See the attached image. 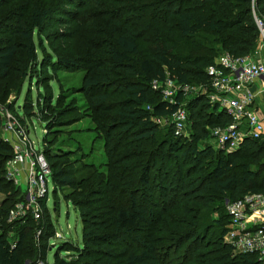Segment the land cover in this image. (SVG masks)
<instances>
[{
	"label": "trees",
	"instance_id": "trees-1",
	"mask_svg": "<svg viewBox=\"0 0 264 264\" xmlns=\"http://www.w3.org/2000/svg\"><path fill=\"white\" fill-rule=\"evenodd\" d=\"M9 2L15 0H0V102L18 92L30 69L34 76L52 65L37 62L33 41L35 35L39 44L52 9L20 0L3 10ZM81 5L83 0H67L62 6ZM253 14L264 19V0H126L102 11L108 30L84 59L81 89L96 114L112 113L96 125L104 172H93L88 187L76 193L83 179H76L50 146L42 148L53 191L72 189L74 198L64 197L81 220V245L58 242L53 264H258L253 254H233L222 241L227 215L221 203L223 197L264 192V136L245 138L233 150L213 149L205 142L209 128L225 125L229 117L198 95L186 104L187 136L175 137L171 125L159 127L151 117L168 118L177 105L150 88L151 79L165 72L179 83H204L213 56L253 53L259 41ZM56 59L66 70L78 62ZM109 92L122 97L109 101ZM29 110L23 102L21 113ZM54 123L53 117L44 125L42 145ZM11 154L0 134V264H37L44 262L52 226L39 219L35 235L29 215L8 222L19 199L4 175ZM92 185L97 189L89 191ZM91 192L105 196L99 208L90 207ZM211 212L216 217L206 221ZM60 250L70 260L58 256Z\"/></svg>",
	"mask_w": 264,
	"mask_h": 264
},
{
	"label": "rangeland",
	"instance_id": "rangeland-1",
	"mask_svg": "<svg viewBox=\"0 0 264 264\" xmlns=\"http://www.w3.org/2000/svg\"><path fill=\"white\" fill-rule=\"evenodd\" d=\"M64 1L67 0H36L37 5L52 9V14L41 26L42 32L39 44L37 38L33 35L37 62L41 60L47 62V64L50 62L52 69L51 67L48 68L45 74L39 72L37 74L36 72L34 76H31L33 71L30 69L28 72L29 77H25L21 82L18 92H10L4 102H0V110L6 108L10 111L8 107V104H10L11 111L19 109L18 112L21 113L22 103L28 102L30 104L29 112L27 114L21 113L25 122L18 119L19 123L21 125L26 123L27 138L39 147L41 152L45 145L50 146L49 149L60 157L59 162H65L66 169L68 171L71 169L72 175L76 179H83L82 186L76 188L75 192L77 193L79 190L84 191L88 187L93 172H104L106 158L103 151V139L101 135L99 136L96 125L98 119L104 118V114L112 116V113L104 111L96 114L89 107V102L81 89L85 68L84 59L89 56L90 47L98 48L100 39L104 37V33L108 30L106 19L101 15L102 11L116 7L126 0H83V5L68 9L63 8L65 7L62 6ZM19 2L20 0H15L13 3L9 2L6 6H3V10L10 9ZM57 4L59 5L57 10L59 14H54V8ZM199 42L204 43L203 40H199ZM263 53L264 49H260L257 43L255 51L249 54V57L253 61H258L264 58ZM92 54L98 56L99 53L93 52ZM64 56H68L69 59L74 61H78L76 58L81 57L79 60L82 59L83 62L78 61L75 67L66 70L56 62L57 57L62 58ZM109 95L111 97L109 101L122 97V95L113 92H109ZM189 95L190 92H187L181 102L187 104L190 98ZM37 107L41 108L42 111L39 112ZM53 117L55 123L48 130L45 143L42 145L41 139L45 134L44 125ZM158 125L162 128L167 126L166 123H159ZM0 134L3 136L2 131H0ZM43 158L47 164L44 154ZM4 175L6 176L5 162ZM12 185L15 186L14 183ZM14 188L18 189L19 196H16V198L19 197V199L17 198L11 207L12 210L15 205L19 206L18 203L23 193L22 186H15ZM47 188V192L43 197H35L32 206L38 207L41 217L39 219L50 221L52 226L50 230L48 229L50 232L44 263L53 264V253L56 251L58 242L68 240L78 247L80 246L81 220L70 200L64 197L66 195L71 199L74 198V195H71L72 189L70 187H63L55 192L50 176H48ZM95 189L97 187L94 185L89 187V191ZM96 193L91 192L94 202L90 207L99 208L104 203L105 196L102 193ZM1 197L2 194L0 193ZM20 209L24 212L20 217L30 216V207L22 205ZM209 215L206 220H209V222L216 217L214 212ZM20 217L8 219V222ZM39 219H33L35 221V223L33 222L35 231L39 229L37 228ZM161 224L160 222L157 225ZM54 233H58L62 237L57 238ZM11 237L8 239L11 240ZM57 254L67 261L70 260L68 253L65 254L63 250L58 251Z\"/></svg>",
	"mask_w": 264,
	"mask_h": 264
},
{
	"label": "built area",
	"instance_id": "built-area-1",
	"mask_svg": "<svg viewBox=\"0 0 264 264\" xmlns=\"http://www.w3.org/2000/svg\"><path fill=\"white\" fill-rule=\"evenodd\" d=\"M258 29V47L264 49V19L253 14ZM264 55V53H263ZM207 81L204 83H179L167 72L161 78H153L150 88L157 92L160 99L168 104H176L175 112L168 118L151 117L156 124L172 126L175 137L185 138L186 104L181 100L187 92L189 97L204 96L209 105L223 111L229 122L209 128L206 144L213 149H236L245 138L258 139L264 136V115L259 116L253 109L257 95L264 94V58L253 61L249 55L232 57L221 53L205 67ZM259 89H253V84ZM193 84V85H191ZM180 99H176L177 95ZM146 109H150L148 106ZM19 109L0 110L2 140L9 144L12 154L5 161L6 178L15 186H22L23 193L18 205L10 211L8 219L24 214L20 206L30 207V216L39 219L38 207H33L35 197H43L47 192L49 171L39 147L26 136V123ZM222 207L227 215L222 241L233 254H253L258 264H264V192H251L235 200L222 198ZM39 229L35 231L39 234ZM61 238V235L54 233ZM37 264H44L38 261Z\"/></svg>",
	"mask_w": 264,
	"mask_h": 264
},
{
	"label": "crops",
	"instance_id": "crops-1",
	"mask_svg": "<svg viewBox=\"0 0 264 264\" xmlns=\"http://www.w3.org/2000/svg\"><path fill=\"white\" fill-rule=\"evenodd\" d=\"M252 88L256 90V89H259V86H258V84L255 83L252 85ZM253 109L259 116L264 115V94L257 95V97L255 98V100L253 102ZM61 237H62V235H61ZM67 253L68 252L66 251L65 254H67ZM44 264H46V263H44Z\"/></svg>",
	"mask_w": 264,
	"mask_h": 264
}]
</instances>
